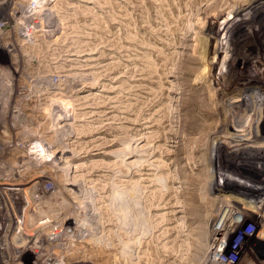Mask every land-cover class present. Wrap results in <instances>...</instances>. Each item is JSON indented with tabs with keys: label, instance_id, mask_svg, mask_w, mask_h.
Returning a JSON list of instances; mask_svg holds the SVG:
<instances>
[{
	"label": "rangeland",
	"instance_id": "374dc122",
	"mask_svg": "<svg viewBox=\"0 0 264 264\" xmlns=\"http://www.w3.org/2000/svg\"><path fill=\"white\" fill-rule=\"evenodd\" d=\"M7 1L0 13V134L13 143L1 157L11 167L0 170L7 206L0 214L10 213L13 223L0 217V246L19 236L26 242L14 245L23 258L4 261L42 264L55 254L58 264H210L214 249L239 245L240 234L225 236L220 227L223 199L231 197L242 204L231 221L256 225L232 264H264V153L220 154L217 162L211 153L214 141L231 147L218 137L224 104L246 98V109H264L263 0L251 8L249 0ZM26 8L38 13L37 25L18 26ZM2 42L11 43V59ZM60 70L81 77L59 81ZM41 79L58 81L53 90L60 93L41 92ZM254 117L246 136L261 123ZM66 125L73 126V150L62 156ZM21 137L51 151L26 157L17 149ZM20 171L24 177L14 182L6 177ZM132 228L146 235L133 237ZM55 231L68 236L62 249L46 240Z\"/></svg>",
	"mask_w": 264,
	"mask_h": 264
},
{
	"label": "bare ground",
	"instance_id": "6f19581e",
	"mask_svg": "<svg viewBox=\"0 0 264 264\" xmlns=\"http://www.w3.org/2000/svg\"><path fill=\"white\" fill-rule=\"evenodd\" d=\"M84 1H87V0H84ZM89 1V0H88ZM241 1H243V0H241ZM258 0H249V4H248V6L251 8V6L252 5H255L256 3H258L257 2ZM44 2H46V0H41L40 2H36V3H39V4H43ZM260 2V1H259ZM263 2H264V0H263ZM233 3V2H232ZM243 4V3H242ZM252 4V5H251ZM263 4V3H262ZM261 5V4H260ZM8 6H9V3H8V1L7 0H1L0 1V13H2V11H4V10H6V8H8ZM232 6V5H231ZM262 6V5H261ZM263 8H264V6H263ZM26 10H27V8H26ZM222 10L223 9H221V10H217L214 14H213V16H212V18H211V21H213L214 22V20L216 19V18H218L220 15H222L223 13H221L222 12ZM2 15V14H1ZM39 15H38V13H28V10H27V13H24V14H22V15H19V17H20V20L17 22L18 23V26H22V25H26L27 26V24H36L38 21H37V17H38ZM18 17V18H19ZM53 17H54V15L53 14H51L50 15V17H49V20L50 21H52V19H53ZM3 20V18L1 17L0 18V21H2ZM43 20V19H42ZM50 21H46L47 23L49 22L50 23ZM210 21V22H211ZM40 22V21H39ZM41 23V22H40ZM37 25V24H36ZM24 27V26H23ZM29 28H30V26H29ZM240 28V27H239ZM21 29V28H20ZM19 29V30H20ZM26 29V28H25ZM24 30V28L23 29H21V31H23ZM34 30V29H33ZM234 30H236L235 29V27H233L232 28V30L230 31V33H229V35H228V43L229 44H231L232 43V39L234 38ZM54 32L53 31H49L48 32V34H53ZM23 34V33H22ZM30 35V34H29ZM237 37V36H236ZM1 41H2V38L0 37V43H1ZM3 44H4V47H5V52H6V54L8 55V57H10V59H11V54H10V52H11V49H10V47H12L11 46V43L10 42H8V43H6V42H2ZM68 55H79V54H75V53H70V54H68ZM246 58V57H245ZM73 59V58H72ZM72 59H68V60H70V61H73ZM9 61V60H8ZM8 65L9 64H14V62H12L11 60H10V62H8L7 63ZM15 65V64H14ZM72 70V69H77L76 67H70V68H68V69H66L67 71L68 70ZM66 70H60V71H58V75L56 74V77H57V80H65V79H67L68 77H70L71 79L70 80H72V81H76V80H78V78L79 77H81V75L79 74V73H73V74H69V75H67V74H65V73H63V72H65ZM82 73V72H81ZM7 75V73L5 74V75H2V79L4 80V78H9L10 76H6ZM93 75V74H92ZM61 77V78H60ZM243 77V76H242ZM1 78V77H0ZM7 80H9V79H7ZM56 80V81H57ZM263 82V81H262ZM60 85V83L57 81V82H51V81H43L42 79L41 80H39L37 83H36V86L37 87H40V91L41 92H43L44 94H47L48 96H51V95H55V94H57V93H60V92H57V91H55V90H53V86H56V87H58ZM55 88V87H54ZM21 89V88H20ZM173 91V90H172ZM3 92V91H2ZM11 90H10V95H11ZM15 93H16V91H15ZM231 93V92H230ZM0 94H3V93H1L0 92ZM27 95H31L30 93H29V91H27ZM224 96L226 97L227 96V94H224ZM27 97V96H26ZM230 100V99H229ZM245 100H246V98H244V99H238V100H230L229 102H227L226 104H224L223 105V109L222 110H225L227 113H228V115H225V117H223V119L221 120V126H222V130H219V135H218V137H220L223 141H225V143L226 142H230L231 143V147L229 146V147H226L225 149H224V147H220V145L222 144H219L218 142H215L214 140V142L212 143V144H214L215 145V147L214 148H211V153L215 156V159H216V162H217V159H218V157L220 156V154H221V156L223 157V156H225V155H227L228 156V158L230 159V157H231V159L233 158V157H235V156H246V155H250L251 157H252V155H255V154H257V155H261V153H264V150H262V149H264V141H256V140H254V139H256V138H253V137H255L256 135H257V133H258V136L259 135H261V137L260 138H264V109L263 108H260V107H257V108H255V107H249V108H247L246 109V107H247V105L245 104ZM1 101V100H0ZM249 101V100H248ZM249 103H251V102H249ZM253 104V103H252ZM252 104H250V105H252ZM262 104V103H261ZM221 107H222V105H221ZM85 108V107H84ZM205 110V109H204ZM224 112V111H223ZM5 113V112H4ZM226 113V114H227ZM255 114V117L254 118H256L257 117V121H256V124L255 125H257V122H258V120H261V123L260 124H258L257 126H255V129H254V132H251L252 134H251V136L250 135H248V136H246L245 135V133H243V132H247L248 131V127H249V125H250V122L252 121L251 119L253 118V115ZM92 115V114H91ZM59 118H61L60 116H59ZM221 118V117H220ZM251 120V121H250ZM220 122V121H219ZM231 122H234V124H235V128H233L232 129V132H230L229 130H227L228 128H230L229 127V124L231 123ZM72 123V122H71ZM17 124L18 123H16V124H14L13 126L11 125V127H15V128H17ZM254 124V123H253ZM207 125V124H206ZM215 125V124H214ZM247 126V127H246ZM10 126H8V127H5L6 129H8ZM254 127V126H253ZM6 129H3V130H6ZM231 129V128H230ZM15 130V129H14ZM68 130V131H67ZM71 130H73V126H71V125H66V127H65V129H64V133H63V137L58 141L59 143H60V145H62V147H64V149H60L59 150V152H60V154L63 156V154L64 153H68V155L69 154H72V150L73 149H67V146H69V145H71V142L70 141H68L67 140V138H70L71 136H72V134H73V132L71 131ZM253 131V130H252ZM62 132V131H61ZM4 133H5V131H4ZM216 133V132H215ZM248 133V132H247ZM62 134V133H61ZM5 135H7V132H6V134ZM241 135H244V137H241ZM210 136V135H209ZM215 136V135H214ZM217 136V135H216ZM12 139L11 137H6V136H4V134H0V139H2L3 140V142H4V140H5V142L4 143H1L0 142V145H2L1 147H0V170H3V169H5V167H11V162H9V161H4V160H1V157H2V155L3 154H5V152H7L6 151V149H8V146H11V144L13 143H10L11 142V140L10 139ZM37 139V138H36ZM36 139H31V138H27V139H24V137H21V138H18V142H19V146H18V150H20V151H24V153H26V157H29V156H34V155H37L36 154V151L35 150H37V151H41V152H45V150H46V152L45 153H48V151H51V149H50V147H52V146H49V144L48 145H46L44 142H42V141H38V139L36 140ZM209 139V138H208ZM222 140H221V142H222ZM44 141V140H43ZM209 141V140H208ZM39 142V148H37V149H33V147H32V145H34V144H36V143H38ZM261 142H263V143H261ZM210 143V142H209ZM6 144V145H5ZM207 144V143H206ZM16 145V144H15ZM209 145V144H208ZM225 145H227V144H225ZM210 149V148H209ZM22 153V152H21ZM226 156V157H227ZM55 156L53 155L51 158H54ZM125 158H126V156H124ZM128 157V156H127ZM248 157V156H247ZM259 158V157H258ZM262 158V157H261ZM245 159V158H244ZM251 159V158H250ZM58 160H59V157H58ZM252 160V159H251ZM255 160V159H254ZM245 161V160H244ZM244 161H243V164H244ZM223 162V161H222ZM254 162V161H253ZM128 163V162H127ZM219 163V162H218ZM260 163V162H259ZM233 164V163H232ZM24 165V164H23ZM130 165V164H129ZM218 167V166H217ZM216 167V168H217ZM249 168V170L250 169H253V166H249L248 167ZM256 170H258V169H256ZM259 170H263L264 171V169L263 168H260ZM0 175H2V174H0ZM3 176V175H2ZM6 177H10V179L12 180V182H14L13 181V178H16V177H20V178H22V177H24V173L23 172H18V173H14L12 176H7L6 175ZM226 183H227V180H226ZM229 183H230V181H229ZM261 184V183H260ZM259 184V185H260ZM23 185V184H22ZM233 185H235V184H233ZM239 185V184H238ZM242 185V184H241ZM244 185V184H243ZM16 187V186H15ZM236 187H237V185H236ZM243 187V186H242ZM251 187V186H250ZM259 187V186H258ZM234 190V189H233ZM255 190V189H254ZM72 191V190H71ZM13 191H11L10 192V194L12 193ZM242 192H244V191H242ZM18 194L20 193V192H17ZM248 193V192H247ZM4 195H6V192H3V190H0V209L2 210V209H4V207H7L6 206V204L4 203V202H6V201H4L3 199H5V196ZM253 195V194H252ZM224 201V203L226 204V206H227V210L225 211V214L223 215V219H222V221H221V225H220V227L221 228H223L224 229V231H225V236L226 235H229V236H231V235H233L235 232L233 231V226H234V224H233V222L231 221V212L230 211H232V209H235V211H238V209H236V208H238V207H240L241 205L239 204V201H237V200H235L234 198H231V197H229V198H227V199H223ZM244 200V199H243ZM4 201V202H3ZM237 201V202H236ZM220 202V201H219ZM244 202H245V200H244ZM247 202V201H246ZM250 203V201L248 202V204L246 203V204H243V206L245 205V206H247V207H249L251 204H249ZM257 205H254V206H252L253 208H260L261 209V207L262 206H257ZM229 207V208H228ZM264 207V206H263ZM8 208H10L9 206H8ZM252 208V209H253ZM175 210V209H174ZM176 213H178V210H177V212ZM243 213H245V211L243 212ZM9 214L10 213H8V212H2L1 214H0V217H2L3 219H4V222L6 223V222H9L10 224H9V226L11 225V222L13 221V219H11L10 220V218H9ZM244 216H245V214H244ZM236 221L237 220H234V223H236ZM13 223V222H12ZM9 226H7V227H9ZM128 226V225H127ZM140 229V228H139ZM147 229V228H146ZM40 230V229H39ZM72 231H71V233H74V231L73 230H75V227H72V229H71ZM132 232L131 233H133V234H131V236L133 235V237L136 235V234H139V236L138 237H140V238H142L143 236H145L146 235V232H145V229H143L142 231H140V230H138V228H132V229H130ZM136 230V231H135ZM21 231V230H20ZM124 231V230H123ZM135 231V232H134ZM149 231V230H148ZM152 231V230H151ZM261 231V230H260ZM129 232V231H128ZM150 232V231H149ZM33 233H35V232H33ZM25 236H30L29 237V239L31 238V235H33L34 236V234H32V233H28V234H26V233H23ZM148 234V233H147ZM150 234V233H149ZM60 235V236H59ZM130 236V237H131ZM213 236V235H212ZM66 238H68V236H67V234H64V236H62V234L61 233H59L58 231H55L54 232V234H52L51 236H50V238L49 239H46V240H51V241H54V242H56V246L57 247H60V249H62L63 247H64V243H63V241H64V239H66ZM144 238V237H143ZM223 238H225L224 236H223ZM132 239V238H131ZM135 239H138L137 237L135 238ZM226 239V238H225ZM10 240L12 241V242H14V243H12V244H10V242L9 241H5L3 244H1V246H0V258L1 259H3V257H5V258H7V257H9L10 256V258L11 259H13V260H15V259H19L21 256H22V258H23V255H24V253L23 254H21V256H19V255H17V253H16V250L14 249V245H20V243L22 244V242H26V238H23V237H21V236H19V237H16V238H10ZM28 240V239H27ZM39 240H41V239H39ZM134 240V239H133ZM214 242L216 241V242H218L219 244H222L223 242H226L224 239H222V238H216V237H213V239H212ZM22 241V242H21ZM31 241V240H30ZM134 241H136V240H134ZM29 242V241H28ZM135 243V242H134ZM138 243V242H137ZM213 243V242H212ZM23 245H24V243H23ZM22 245V246H23ZM54 245V244H53ZM135 245V244H134ZM11 246H13V247H11ZM63 246V247H62ZM136 246V245H135ZM40 246H35L34 248L36 249V248H39ZM131 246H129V248H130ZM33 250V252L32 253H37L38 252V249L37 250ZM59 249V250H60ZM29 253V252H28ZM31 253V252H30ZM228 253H229V251H227V252H225L224 250H222L221 248L220 249H214L212 252H211V256L213 257L212 258V262H210V264H229V262H232V261H224L222 258H220V255H225V256H227L228 255ZM54 255L55 254H46L45 255V257H44V261H43V263L42 264H58V262H57V259H56V257H54ZM11 261V260H10ZM9 260L8 261H4V259L3 260H1V264H9V262H10Z\"/></svg>",
	"mask_w": 264,
	"mask_h": 264
},
{
	"label": "built area",
	"instance_id": "2783aa9c",
	"mask_svg": "<svg viewBox=\"0 0 264 264\" xmlns=\"http://www.w3.org/2000/svg\"><path fill=\"white\" fill-rule=\"evenodd\" d=\"M244 218V214H243V217ZM242 220V219H241ZM239 223V225H238ZM234 226H233V231L240 234V240H239V245L238 247H233V249H229V253L227 256H225V259L224 261H232V262H229V264H232V263H235V261L238 259V257L241 255V244L247 240L254 232H255V224L254 223H251V222H247V223H244L243 221H236V223H234ZM238 226V227H237ZM235 234V233H234ZM222 246L225 245V243L223 242L221 244ZM233 256V257H232Z\"/></svg>",
	"mask_w": 264,
	"mask_h": 264
}]
</instances>
